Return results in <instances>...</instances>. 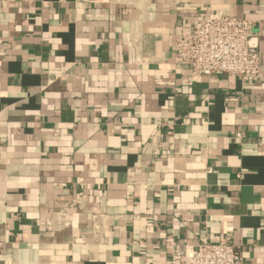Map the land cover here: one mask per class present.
Listing matches in <instances>:
<instances>
[{
  "label": "crops",
  "instance_id": "obj_1",
  "mask_svg": "<svg viewBox=\"0 0 264 264\" xmlns=\"http://www.w3.org/2000/svg\"><path fill=\"white\" fill-rule=\"evenodd\" d=\"M217 9L254 21L258 82L174 62ZM224 239L264 264V0H0V264Z\"/></svg>",
  "mask_w": 264,
  "mask_h": 264
},
{
  "label": "built area",
  "instance_id": "obj_2",
  "mask_svg": "<svg viewBox=\"0 0 264 264\" xmlns=\"http://www.w3.org/2000/svg\"><path fill=\"white\" fill-rule=\"evenodd\" d=\"M173 58L176 64L188 67L193 78L228 76L250 82L261 78L262 58L254 21L218 9L177 36ZM80 202L78 199L72 205ZM171 245L173 264H245L238 247L227 239Z\"/></svg>",
  "mask_w": 264,
  "mask_h": 264
}]
</instances>
